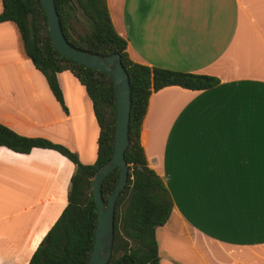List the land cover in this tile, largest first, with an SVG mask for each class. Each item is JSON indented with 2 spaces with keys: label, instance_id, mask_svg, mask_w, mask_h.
Returning a JSON list of instances; mask_svg holds the SVG:
<instances>
[{
  "label": "crops",
  "instance_id": "crops-1",
  "mask_svg": "<svg viewBox=\"0 0 264 264\" xmlns=\"http://www.w3.org/2000/svg\"><path fill=\"white\" fill-rule=\"evenodd\" d=\"M106 4L132 61L219 78L208 89L171 85L148 98L140 142L173 202L155 231L160 264H264V0ZM58 82L67 113L16 25L0 22V123L93 163L90 99L68 70ZM74 169L53 149L0 146V264H27L66 205Z\"/></svg>",
  "mask_w": 264,
  "mask_h": 264
},
{
  "label": "trees",
  "instance_id": "trees-1",
  "mask_svg": "<svg viewBox=\"0 0 264 264\" xmlns=\"http://www.w3.org/2000/svg\"><path fill=\"white\" fill-rule=\"evenodd\" d=\"M53 1L67 41L76 48L99 55L117 53L129 78L130 116L128 144L124 150L128 173L115 203L113 244L107 264H160L155 231L169 219L173 202L162 179L148 166L140 142L148 98L171 85L191 90L208 89L217 85L219 78L132 61L126 51L125 38L112 25L106 0H74L90 27L83 33L76 32L70 21L72 0ZM1 4L0 22L12 21L16 25L26 56L43 75L62 110L67 113L58 74L68 70L90 99L98 126L95 161L84 164L74 151L60 143L24 136L0 123V146L19 153H28L32 148L53 149L75 167L69 179L66 205L27 264H87L97 223L91 178L113 153L116 100L112 78L107 72L77 63L57 51L50 41L47 17L40 0H1ZM117 179L118 168L103 179L101 194L105 202Z\"/></svg>",
  "mask_w": 264,
  "mask_h": 264
},
{
  "label": "water",
  "instance_id": "water-1",
  "mask_svg": "<svg viewBox=\"0 0 264 264\" xmlns=\"http://www.w3.org/2000/svg\"><path fill=\"white\" fill-rule=\"evenodd\" d=\"M45 11L48 32L52 45L63 56L92 69L107 72L113 82L116 115L113 153L91 178V191L97 210L94 241L87 264H107L113 244V220L115 203L124 188L128 167L124 161V150L128 144V122L130 116V84L128 74L117 53L99 55L71 45L65 38L53 0H40ZM118 168L117 182L106 202L102 198L101 184L106 175ZM47 241V240H46Z\"/></svg>",
  "mask_w": 264,
  "mask_h": 264
},
{
  "label": "rangeland",
  "instance_id": "rangeland-1",
  "mask_svg": "<svg viewBox=\"0 0 264 264\" xmlns=\"http://www.w3.org/2000/svg\"><path fill=\"white\" fill-rule=\"evenodd\" d=\"M72 4H73L72 5L73 7L69 10V12H70V21L73 25L74 30L78 33H83L84 31L89 30L90 27H89V24L87 22L85 15L82 14L81 10L77 6V4L74 2V0H72ZM82 97H83V95H82ZM85 99L86 98L84 97V100ZM76 124H78V123H76Z\"/></svg>",
  "mask_w": 264,
  "mask_h": 264
}]
</instances>
